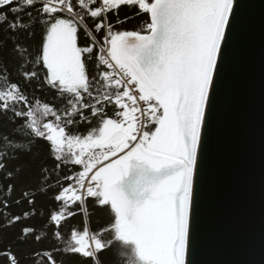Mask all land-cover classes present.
Wrapping results in <instances>:
<instances>
[{"label":"snow or ice","instance_id":"snow-or-ice-1","mask_svg":"<svg viewBox=\"0 0 264 264\" xmlns=\"http://www.w3.org/2000/svg\"><path fill=\"white\" fill-rule=\"evenodd\" d=\"M122 6L138 19L133 30L117 28L132 17L111 22ZM244 14L242 0H0V117L11 124L0 171L40 142L55 161L15 201L28 209L0 216L10 226L43 219L36 196L67 169L40 231L19 230L20 244L52 243L34 264H57L54 252L102 264L113 246L121 264H195L202 161ZM48 91L51 100L37 95ZM89 201L109 210L108 225L91 228ZM0 261L20 264L10 246Z\"/></svg>","mask_w":264,"mask_h":264},{"label":"water","instance_id":"water-1","mask_svg":"<svg viewBox=\"0 0 264 264\" xmlns=\"http://www.w3.org/2000/svg\"><path fill=\"white\" fill-rule=\"evenodd\" d=\"M242 3L202 161L195 264H264V0Z\"/></svg>","mask_w":264,"mask_h":264},{"label":"trees","instance_id":"trees-1","mask_svg":"<svg viewBox=\"0 0 264 264\" xmlns=\"http://www.w3.org/2000/svg\"><path fill=\"white\" fill-rule=\"evenodd\" d=\"M111 17V22L116 24V20H124L126 17H132L128 20V22L123 25L121 28L120 25H117V28L123 30L124 28L128 30H133L136 28L138 24V19L134 17L133 11L126 6H122L119 10V16H115L112 13H109ZM2 34V33H0ZM40 40L39 30L37 29L36 35L32 39V43H37ZM79 43L83 45L85 43V38L81 35ZM90 68L92 65H89ZM31 95V90H29ZM41 99L51 100L52 93L50 91L47 94L37 93ZM93 123H95L96 118H92ZM90 125L82 124L79 128H73L71 131L80 133L86 132L87 128ZM11 128V124L7 122L4 118L0 117V134L9 130ZM17 143H19L17 141ZM0 150H4V146L0 145ZM7 167L4 171H0V204L5 199H8V203L11 205L7 210L0 207V213H5L8 216L19 215L26 209H28V204L24 201L22 204L17 205L15 203L16 200L22 199L21 193L24 190L33 191L36 189V186L41 181V169L48 168L52 169L55 166V161L49 158V153L47 149V145L44 142H40L36 144L33 148L31 155L20 154L18 158H10L6 161ZM14 172L16 174V179L10 180L6 178V172ZM67 174V169H63L59 173L52 174V191H49L47 195H37L36 196V204L35 209L38 213H43V219L37 215L35 218L23 221L21 223H17L15 225H9L3 216H0V250H4L11 247V250L16 253L18 259L20 260V264H34L33 261V253L36 251H51L52 243L48 240H44L42 243H28L26 245L20 244L17 236L20 228L24 226H33L36 227L39 232L40 229L47 221V214L49 210L56 208L55 202L51 199L52 195L56 190L55 178L56 176H63ZM13 184L14 189L9 193L4 191L7 185ZM47 189V185L44 186ZM89 213L90 215L85 219L90 220L91 228L96 230L98 228L104 227L110 222V213L106 208H99L93 205L91 201H89ZM82 217L76 216L71 220L67 221L62 226L61 231L64 233L65 237H67L68 228L72 225H80ZM55 259L57 260V264H79L78 258L74 256L64 255L53 253ZM102 264H121L120 259L117 255V248H112L111 250L104 252L101 254ZM0 264H4L3 261H0Z\"/></svg>","mask_w":264,"mask_h":264},{"label":"flooded vegetation","instance_id":"flooded-vegetation-1","mask_svg":"<svg viewBox=\"0 0 264 264\" xmlns=\"http://www.w3.org/2000/svg\"><path fill=\"white\" fill-rule=\"evenodd\" d=\"M107 209V208H106ZM108 210V209H107ZM109 211V210H108ZM108 225V224H107ZM110 234H105V238H108ZM118 246H113V248H117ZM121 262V261H120Z\"/></svg>","mask_w":264,"mask_h":264}]
</instances>
